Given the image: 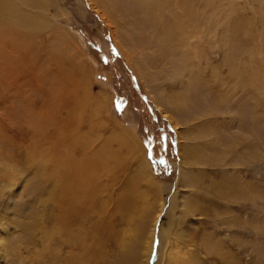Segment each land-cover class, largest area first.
Returning a JSON list of instances; mask_svg holds the SVG:
<instances>
[{
	"label": "rangeland",
	"instance_id": "1",
	"mask_svg": "<svg viewBox=\"0 0 264 264\" xmlns=\"http://www.w3.org/2000/svg\"><path fill=\"white\" fill-rule=\"evenodd\" d=\"M5 1L0 264H264V0Z\"/></svg>",
	"mask_w": 264,
	"mask_h": 264
},
{
	"label": "bare ground",
	"instance_id": "2",
	"mask_svg": "<svg viewBox=\"0 0 264 264\" xmlns=\"http://www.w3.org/2000/svg\"><path fill=\"white\" fill-rule=\"evenodd\" d=\"M98 1V0H97ZM116 0H106L105 1V3H106V5L107 4H111V3H113V2H115ZM132 2L133 0H128V3H130V2ZM150 1L151 0H135V2H137L138 3V5H139V7H140V13H141V15L142 16H144V17H142V23L145 25V26H147L148 28H149V30H151V31H153V29L155 28H162L163 27V33L161 34V36H163L162 37V39L163 38H166V37H168L169 35H171V37L173 36V35H175V31L173 32V31H171V29H172V25L170 24V26L169 27H166L167 25H169V23H166L163 19H161L162 18V16H161V18H160V13H162V12H155L154 11V9H152V8H149V5H151V3H150ZM153 2H154V0H153ZM160 3H163V2H160ZM155 4V3H154ZM158 4H159V2H158ZM5 5H6V1L5 0H0V23L2 22V21H5V17L1 14V12H2V10H3V8L5 7ZM128 5V4H127ZM155 5H157V3L155 4ZM156 8H158V5L156 6ZM165 8V7H164ZM159 9H161L160 7H159ZM158 9V10H159ZM162 10V9H161ZM160 10V11H161ZM159 16H157V15ZM105 17V16H104ZM150 19H149V18ZM174 17H175V15H174ZM173 17V18H174ZM261 17V16H260ZM168 22H169V20H168ZM257 22V21H256ZM22 27H24V25H21V26H19L18 27V29L17 30H20ZM158 28V29H159ZM158 32V31H157ZM177 34V33H176ZM173 38V37H172ZM179 39V38H178ZM171 40V39H170ZM179 41V40H178ZM153 42V45L155 44L156 46H158V47H161V44H160V41L159 40H157V39H155V40H153L152 41ZM181 42V41H180ZM184 44V46L186 45L187 46V44H185V43H183ZM182 44V45H183ZM176 45L177 46H181L180 45V43H178V44H174L173 45V42L171 41V43H170V46H169V48L170 49H168L169 51H166V52H171V53H174L175 52V47H176ZM186 46L185 47H181L182 49H184V48H186ZM188 48V47H187ZM185 49V50H188V49ZM180 50V49H179ZM178 52V51H177ZM176 52V54H179V52L177 53ZM186 53L187 52H190V50L189 51H185ZM191 53V52H190ZM170 54V53H169ZM181 54V53H180ZM183 54H185V53H183ZM172 55V54H171ZM188 55V54H187ZM170 56V55H169ZM173 57H174V55H173ZM178 57V58H177ZM176 58H177V60L179 59V56H177ZM183 57V56H182ZM175 58V57H174ZM173 58V59H174ZM184 58V57H183ZM184 59H186V58H184ZM188 59H190L189 58V56H188ZM173 61V60H172ZM184 61V63H185V60H183ZM174 62H176V61H174ZM180 62H181V60H180ZM187 62V61H186ZM173 64V63H172ZM183 63H181V65H182ZM187 64V63H186ZM185 64V65H186ZM185 65H184V67H185ZM183 67V66H182ZM189 66H186V68H188ZM189 68H191V67H189ZM217 69V68H216ZM177 70H179V69H177ZM174 71H176V70H174ZM173 71V72H174ZM216 71V70H215ZM175 73H177V72H175ZM174 75V74H173ZM214 82V81H213ZM209 84V83H208ZM176 101V100H175ZM181 103V102H180ZM125 138V137H124ZM125 140V139H124ZM129 141V140H128ZM132 142V141H131ZM129 143V142H128ZM131 145H132V143H131ZM131 145H130V147H131ZM136 148V147H135ZM136 149H138V148H136ZM135 152H136V155L138 156L139 154H140V152H141V150L140 149H138V150H134ZM133 152V151H132ZM136 156V157H137ZM141 157V156H140ZM139 159V158H138ZM138 161H140V159L138 160ZM143 161V160H142ZM136 162H137V160H136ZM141 163V162H140ZM143 163V162H142ZM141 163V164H142ZM138 165V164H137ZM96 166V165H95ZM139 166V165H138ZM146 166L147 165H141V168H140V171L142 172H140L139 174H138V180H142L143 181V183H142V185H146L147 186V188L148 189H155L156 190V188H157V186L156 185H154L155 183L153 182V180H152V176H150V172H148L147 171V168H146ZM100 171V170H99ZM95 173V175H96V173H97V170L94 168H92V174H94ZM74 177V176H73ZM154 178V177H153ZM96 181V180H95ZM137 183V182H136ZM139 183V182H138ZM135 185V184H134ZM139 186H140V184H139ZM136 188V187H135ZM129 192V191H128ZM137 192V191H136ZM136 192L134 191V190H132L130 193H127V195H128V198H129V200H132L133 198H135L134 200H132V201H134L135 203L136 202H138V200H139V198H138V196H137V194H136ZM93 194V193H92ZM92 197H93V195H92ZM123 200V201H122ZM121 204V205H120ZM133 204H131V203H129L128 205H127V201H125L123 198L120 200V202L119 203H117V205H116V214H118V215H120V214H122L123 212H130L131 210H133V206H132ZM100 210V209H99ZM159 211H160V209H159ZM68 212L66 211V214H67ZM73 213H75V211L73 212ZM76 214V213H75ZM102 213H101V210L99 211V215H101ZM115 214V213H114ZM73 215V214H72ZM72 215H70V216H72ZM74 216V215H73ZM118 217V216H117ZM123 217V216H122ZM107 219V221H108V223L103 227L104 228V231L106 230V231H108V233H111V236L113 235V229H112V226H113V224H112V222H111V220L109 219V217L108 218H106ZM68 220H70L69 219V217H68ZM157 220V219H156ZM65 222V221H64ZM154 222H155V220H154ZM153 222V225L151 226V233L152 234H154L153 233V231H154V226H155V223ZM107 228V229H106ZM94 232H95V235L96 236H98L97 235V233H96V231L95 230H93ZM102 238H104V237H102ZM104 240V239H103Z\"/></svg>",
	"mask_w": 264,
	"mask_h": 264
}]
</instances>
